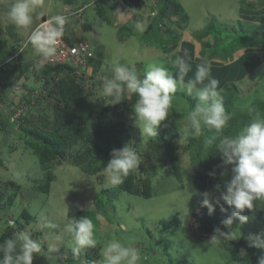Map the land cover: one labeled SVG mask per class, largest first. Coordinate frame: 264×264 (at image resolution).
I'll list each match as a JSON object with an SVG mask.
<instances>
[{"label":"rangeland","instance_id":"1","mask_svg":"<svg viewBox=\"0 0 264 264\" xmlns=\"http://www.w3.org/2000/svg\"><path fill=\"white\" fill-rule=\"evenodd\" d=\"M136 1L143 3L127 2L115 18L107 1L100 10L88 8L90 29L85 28L84 20L67 16L65 33L89 40L97 59H101V74L92 76L94 66H89L80 75L89 99L95 105L88 128L93 129L109 120H124L136 125L133 105L129 104L132 94L125 93L124 100L115 105L108 104L110 100L102 97L103 81L110 76L108 72L112 74L114 63L135 65L143 73L146 64L160 62L175 73L170 60L177 55L184 56L192 67L185 77L187 80L194 76L196 65L207 59L211 61V75L220 82L223 99L232 97L237 109L220 133L202 126L199 136L191 132L186 137L181 136V144L179 141L175 144V152L164 145L159 130L156 137L141 135L138 143L134 140L128 143L141 158L139 167L134 170L137 182L141 184L142 178H150L151 197L129 193L119 185L108 186L102 170L87 174L69 159L61 164L42 165L22 124H31L32 120L33 125L52 129V98L45 96V80L34 69L39 57L30 44L25 46L27 34L17 30L8 18L12 0H0V38L11 51L23 47L22 57L11 64L2 63L0 72V236L12 221L18 222L17 230L28 229L34 238L57 244L59 251L52 254L51 260L37 254L33 264H99L100 250L113 236L130 241L139 249L140 264H248L246 258L236 260L221 244L222 238H217L218 243L198 238L191 222L193 213L202 209L200 201L203 197L197 193L207 191L215 202L224 190L225 182L232 177V165H223L221 153L213 141L219 142L221 136L236 135L257 112L264 117L261 101H264V85L256 83L264 76V0H177L187 18L176 13V6L171 5L167 18L173 35L165 31L166 28L161 30L164 33L161 38L170 48L168 51L162 48L153 32H150L149 40L143 36L152 21L151 6L155 9L156 1ZM244 3H255L257 7H246ZM70 5L76 4H68L65 0H43L35 10L32 27L51 15L68 13ZM40 12L46 15L38 16ZM124 26L128 29L124 30ZM30 61L31 65L19 75L20 69ZM30 90L33 93L29 99L25 94L28 95ZM195 104L196 100L186 91L178 90L167 120L182 131L185 117ZM102 105H110L112 109H100ZM14 122L11 129L9 125ZM206 139L212 141L207 146L204 144ZM173 155L178 157L182 181L175 176ZM49 171L53 172L54 180H50ZM255 203L254 210L244 213L249 217L246 223L241 225L238 219L234 221L232 230L237 236L257 233L264 236V205L259 201ZM221 204L228 211L221 212L220 206H216L222 215L220 227L229 231L221 222L231 215L232 208L223 200ZM80 209L88 210L95 224L96 246L83 249L82 259L70 261L60 252L71 251V235L65 231V226L69 219H75ZM97 212L102 214V221L96 220ZM175 215L177 226L165 229L163 221ZM48 223L56 227L44 226ZM261 250V256H264V249Z\"/></svg>","mask_w":264,"mask_h":264},{"label":"clouds","instance_id":"2","mask_svg":"<svg viewBox=\"0 0 264 264\" xmlns=\"http://www.w3.org/2000/svg\"><path fill=\"white\" fill-rule=\"evenodd\" d=\"M42 4L43 0H12L7 11L8 18L16 29L27 34L25 46L30 44L39 57L37 69L55 56L57 44L68 24V17L58 13L49 16L43 23L33 28L35 10ZM155 4L156 8H159L157 1ZM45 15V12L38 14V16ZM165 18L167 16L164 18L152 16V20H159L162 24L168 21V18L167 20ZM161 27H164V24ZM22 52L23 47H17L10 60L18 59ZM94 57L97 58L96 52ZM170 64L171 68L176 70L175 73L163 63L150 62L146 64L141 74L135 65L114 63L111 66V78H105L103 81L102 97L110 100L108 104L115 105L124 100L125 93L134 94L136 101L133 104V119L136 126L139 127L141 135L156 137L162 122L170 116L173 96L178 90L186 91L187 95L196 100V104L185 117L182 138L189 132L199 136L202 126L220 133L231 119V113L224 106L219 80L211 75V61L203 59L196 65L194 76L187 80L185 77L192 67L184 56L177 55L175 59L170 60ZM79 72L84 73V70ZM211 142L206 139L204 144L207 146ZM216 148L221 153L223 165H232V177L225 182L224 190L220 192L215 202L211 193L207 191L197 193L203 197L200 201L201 208H207L209 215L215 212L217 205L220 206L221 212L228 211L221 204V200L232 208L231 215L221 222L229 231L217 227L211 238L214 243L219 242L217 236L238 239L240 236L232 230L234 221L238 219L241 225L246 223L249 217L244 214L245 211L254 210L257 201L264 205V117L257 112L256 116L236 135L221 136ZM140 163L139 153L130 144L120 149H113L111 159L102 169L106 185L111 187L120 185L130 172L139 167ZM219 187L217 185L218 189ZM96 220H103L101 213L97 212ZM9 225L15 227L12 221H9ZM44 226L56 227L51 223ZM65 231L71 235L70 246L74 259H79L83 249L96 246L95 224L89 216L69 219ZM56 239L59 240L60 237ZM246 239L249 247L264 249V236L249 234ZM58 251L55 242L34 238L32 231L28 229L16 230L0 243V264H33L34 256L37 254L51 260L52 254ZM240 254L244 257L247 252L241 250ZM100 256L99 264H140L142 259L138 248L130 241H122L116 236L105 241ZM257 264H264V256L258 258Z\"/></svg>","mask_w":264,"mask_h":264},{"label":"trees","instance_id":"3","mask_svg":"<svg viewBox=\"0 0 264 264\" xmlns=\"http://www.w3.org/2000/svg\"><path fill=\"white\" fill-rule=\"evenodd\" d=\"M68 4L80 5V3L87 2L89 0H65ZM107 1L108 6H111L113 17L115 18L119 11L127 2L133 4L141 5L143 2L136 0H99L96 7L91 9L100 10L104 2ZM112 1V2H111ZM144 1V0H143ZM159 5L160 17L168 15L171 9V5L174 4L175 12L181 13L183 18H187L186 12H184L183 6L177 0H156ZM112 3V5H111ZM133 6V5H132ZM244 6L256 8L255 3H244ZM154 8V6H151ZM101 13L104 14L102 11ZM88 17V15H87ZM85 28L90 29L91 23L85 21ZM160 21L153 19L147 30H145L143 36L145 39L149 40L151 36L150 32H153V36L157 35L160 41V45L166 51L170 48L167 46V41L162 40L164 36L162 29L166 28L165 31H169L173 35V31L168 21L164 22V27L160 26ZM128 29L124 26V30ZM132 34V33H131ZM152 35V34H151ZM177 35H174V38ZM64 38L67 42L73 44L77 38L71 37L64 33ZM17 49V48H15ZM0 72L3 69L2 63L11 64L13 60H10L14 55V51H11L6 46V41L0 38ZM22 57V56H20ZM19 57V58H20ZM30 61L23 69H20L19 75L24 73V69L31 65ZM89 65L94 66V74L96 76L100 73L101 59L95 57H90L88 61ZM37 63L34 66L36 72L45 80L44 89L47 91L45 96L52 98L54 120L52 129H46L37 125L31 124L24 125L23 128L26 129L31 140H28L30 146L34 149L35 153L38 155L39 160L42 165H54L61 164L65 160L69 159L74 165L79 166L87 174H95L101 171L104 166L107 165L108 161L111 159V152L113 149H120L127 145L130 141L138 143L141 140V133L139 127L136 125L127 124L124 120H109L93 129L88 128L89 121L92 119L95 113V105L89 99L86 91V86L81 81V74L79 68L72 66L70 64H55L48 61L44 62L43 67L37 69ZM6 70V69H5ZM142 74L140 70H138ZM105 75L106 73L103 72ZM61 75L60 77L58 75ZM18 75V76H19ZM107 75H110L109 72ZM58 76V77H57ZM54 77V78H53ZM256 83L264 85V76L262 75L261 80H256ZM263 86H261L262 88ZM33 90L29 91V94H25L29 99ZM24 96V95H22ZM136 101V96L132 94L129 101L130 105H133ZM224 106L229 113H233L237 107H235L234 99L232 97L223 99ZM264 104V101L261 100ZM236 102V101H235ZM234 103V104H233ZM100 109L110 111L112 107L110 105L99 106ZM14 110H16L14 108ZM243 110V113H246ZM29 120L28 118H26ZM15 122L10 124L9 127L13 129ZM182 131L181 129L172 121L162 122L159 128V137L163 141L164 145L169 147L171 152L176 151L175 144L181 139ZM214 146L219 142L218 140L213 141ZM75 148L76 151L74 150ZM173 168L175 176L182 181V171L179 165L178 157L173 155ZM50 180H54L55 176L53 172L48 173ZM141 184L137 182V175L134 171L124 178L123 183L119 185L121 189L128 191L129 193L151 197L153 194V185L150 178H142ZM13 200V197L11 198ZM27 214V212H26ZM82 216H89V211L86 209H80L75 219H79ZM29 217V216H28ZM222 215L219 210L216 209L215 212L209 215L207 208H202L196 210L192 215L191 226L195 230V235L198 238L211 239L215 234V229L220 227V220ZM18 222H15V227L8 225L0 236V242L2 243L4 239L10 237L14 231H16ZM178 224V217L175 215L174 218L163 221V226L165 229H173ZM19 226V225H18ZM221 228V227H220ZM257 233V232H256ZM257 235H259L257 233ZM217 238H222L221 244L225 249L231 251L233 257L236 260H242L246 258L248 264H257L258 258L261 257V249L255 247H249L246 236H241L238 239L232 240L230 238H224L217 236ZM241 250L247 252L246 256H241ZM61 255H67V259L70 261L74 260L72 251L62 250ZM79 259H82L79 256Z\"/></svg>","mask_w":264,"mask_h":264},{"label":"built area","instance_id":"4","mask_svg":"<svg viewBox=\"0 0 264 264\" xmlns=\"http://www.w3.org/2000/svg\"><path fill=\"white\" fill-rule=\"evenodd\" d=\"M99 3V0H89L80 4L79 6L69 7V12L63 15L74 16V19L84 20L87 19V10L90 7H96ZM153 17L160 16L159 8H155L152 10ZM47 19V18H46ZM44 20L41 22L43 23ZM162 26L163 24L160 23ZM18 55V54H16ZM94 47L91 43L85 39L79 38L73 44L67 42V40L63 37L59 40L57 44V51L54 57L47 60L48 62L55 64H70L79 68L80 70H85L89 67V58L94 57ZM112 75V74H111ZM111 75L109 76L111 78ZM108 77V78H109Z\"/></svg>","mask_w":264,"mask_h":264},{"label":"crops","instance_id":"5","mask_svg":"<svg viewBox=\"0 0 264 264\" xmlns=\"http://www.w3.org/2000/svg\"><path fill=\"white\" fill-rule=\"evenodd\" d=\"M123 7H124V6H123ZM123 7H122V8H123ZM122 8H121V10H122ZM118 14H119V13H118ZM118 16H119V15H118Z\"/></svg>","mask_w":264,"mask_h":264}]
</instances>
